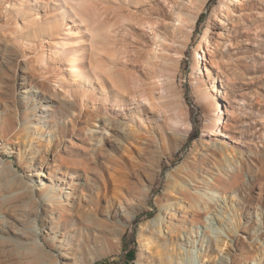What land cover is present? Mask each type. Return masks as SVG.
<instances>
[{
  "label": "rangeland",
  "instance_id": "rangeland-1",
  "mask_svg": "<svg viewBox=\"0 0 264 264\" xmlns=\"http://www.w3.org/2000/svg\"><path fill=\"white\" fill-rule=\"evenodd\" d=\"M45 1L46 6L33 1L0 0V123L12 124L11 143L2 159L12 161L14 166V171L0 166V213L24 232L36 225L40 243L44 244L41 248L61 264L62 258L66 260L63 264H174L175 256L170 251L174 238L182 232L190 237L189 242H181L185 257L200 253L205 264H264V0H227L233 12L230 18L219 10L222 0L73 2L75 7L81 3L79 16L96 34L94 68L99 69L102 80H111L106 83L111 100L146 95L149 77L165 79V117L168 121L175 118L180 105L190 124L188 139L182 142V130L168 133L159 129L157 121L148 120L147 112L141 115L143 127L130 126L137 132L110 139V133L102 131L105 108L98 110L101 119L92 115L93 106H100L95 79L90 77L91 87L73 83L66 59L59 56H49L42 68L36 65L34 47L45 38L47 29L32 33L18 31L16 25H21L27 15L37 13L51 17L66 11V23L71 18L65 8L69 0ZM175 10L197 15L188 47L180 49L176 45L171 51L178 55L152 62L147 24L168 38L171 30L166 23ZM216 17L222 25L215 22ZM212 32L221 33L217 46L213 45ZM81 36L88 40L87 35ZM199 45L209 51L207 60H213L212 66L206 63L207 75L201 70L202 63L198 70L192 62ZM62 76L67 79V89L58 84ZM43 84L44 96L35 98L27 93ZM214 86L218 95L213 93ZM67 90L74 96L69 101L63 95ZM217 101L225 121L216 137L225 144L219 149L206 145L211 132L209 115L217 108ZM39 104H46L49 110L35 111ZM26 111L30 112L27 131L23 116ZM108 114L118 121L125 117L112 107ZM152 148L158 150V156H151ZM58 158L69 168L84 165L91 182L81 191L57 172L50 179L40 178L41 184L49 187L61 180L64 191L71 193L66 201L69 213L60 230L63 241L59 237L58 248L52 249L42 235V212L32 211V202L38 197L30 189L37 185L32 173L45 171ZM208 180L216 187H210ZM183 182L193 197L196 193L207 195L201 200L206 211L197 209L194 200L184 194ZM212 194L218 195L220 205L215 219V206L209 200ZM125 216L130 218L127 228L121 231ZM155 219L162 221L163 231H174L167 243L170 250L161 243L151 245L139 262L140 240L148 236L146 232L140 238V228ZM204 225L209 228L203 236ZM217 229L226 244L221 251L224 254L219 256L215 243H207V236ZM31 254L38 251L34 249ZM225 255L229 260L220 261L219 257ZM21 256L4 247L0 249V264H28L30 254ZM44 261L42 256L40 263Z\"/></svg>",
  "mask_w": 264,
  "mask_h": 264
},
{
  "label": "bare ground",
  "instance_id": "bare-ground-1",
  "mask_svg": "<svg viewBox=\"0 0 264 264\" xmlns=\"http://www.w3.org/2000/svg\"><path fill=\"white\" fill-rule=\"evenodd\" d=\"M19 1L23 3L33 1L34 3H37V4L39 3V4H42L43 6L48 5L45 0H19ZM139 1L141 0H137V2ZM73 2H76V1L69 0V2H66L65 4V8L69 11L70 17H71L67 23L65 20V12H66L65 11L63 12V14H59L58 12L54 13L52 14L51 17H47L46 14L44 16H40L38 13L27 15L24 18V20H22L21 25H18V24L16 25L17 26L16 28L18 31L22 30V31H27V32H32V33H35V31L37 30H43L44 28L47 29L48 33L45 36V38L40 39L39 44L35 45L36 47H34L36 51L35 55L37 57L35 59L36 65H39V67L42 68V65L45 64L49 56L50 57L51 55L59 56V58L61 59H64V58L66 59L67 71L70 72V76L72 77L73 83H77L81 87H83V84L90 85L91 87V84L89 82L90 77L95 79L96 81L95 83L98 86L97 96L98 98H100V106H96L93 104L94 109L92 110V115L94 119H98V118L101 119L98 110L102 107L105 108L106 116H104L101 119L102 120V131L106 133L109 132L110 139L117 140V137H128V135L135 133L133 131L135 130L134 128L133 130H131V127H130L131 125L132 126L137 125V127H143L144 122H145L141 119V115H143V112H147L148 120L157 121V127L159 129L165 132H168V133L178 132V130H182L183 133L180 134V138H181L180 141L182 142L183 140L188 139L187 134L190 128V124L188 122L187 115L184 112L183 108L179 105L176 110L175 118H173L170 121H168V119L166 118L167 116L165 117L166 113L164 115L165 111L163 110L162 99L164 98L165 94L168 91L167 89H165L166 85L162 81L165 79L162 78L160 80L161 77H156V76L149 77L148 78V85H149L148 90L149 91L147 92L146 95H140V96L134 95L132 97L129 96L125 99L115 98L111 100L110 94L106 89V83L110 82L111 80H109V78H105L102 80L100 77L99 69L94 68L95 62H93V58L97 55V53L95 52L96 34L93 28H90L89 25H87L86 20L79 16V13L77 10L81 8L82 6L81 3L77 2V6L75 7ZM7 8H9V3L7 4ZM219 10L225 18H230L233 14L231 8L227 4V0H222L220 2ZM173 12L174 13L171 16L172 18L166 23V26L170 28L171 30V35L168 38L158 33V31L154 29L152 25L147 24L148 29L151 32L150 42H151L152 48L150 50L149 60L152 62H157L158 60H160L161 62V60L170 59V56H173V55L175 57V55H178V53L171 51V48L172 47L174 48L176 45L177 46L179 45L180 49H183L187 46L189 42V37L193 30L197 15L191 14V13L189 14L182 13L179 10L178 11L175 10ZM216 18H215V22L219 26L222 25V21ZM70 23H72V25ZM74 28H76L78 31L75 32ZM110 31L112 33H116V31H113V30H110ZM81 34L87 35L88 40L83 39V36H81ZM220 35L221 33L212 32V37L215 38V40L212 41V42H215L213 43L214 46H217ZM35 37L36 35L33 34V38ZM44 44H46V46ZM203 47L204 46L202 45L195 47L196 51L194 55V60L192 62H193L194 68L196 67L198 70L200 69V64L202 63L201 70L203 71L205 75H207L209 73V70L206 67V63L212 66L213 60L210 58L209 60H207V56H209L210 54L208 50L204 51ZM45 48L48 50V52H46ZM194 68L192 69V74H194ZM156 69L158 70V67ZM152 72H154V69ZM167 80L170 81L171 79L168 78ZM167 80L165 82L166 84H168ZM58 84L60 87H63L65 89L68 88L67 79L64 76H62L58 80ZM111 86H112V83H111ZM44 87L45 86L43 84L41 85L40 89H37L34 91L29 90L27 93L28 94L30 93V96L35 97V98L36 97L38 98L39 96H44V94L46 93V90L44 89ZM215 90H216V86L213 87V93L218 95V91H215ZM52 92L53 91L51 90L48 91L50 98H52L51 96H53ZM63 95L68 101L74 98L70 90H67L65 93H63ZM44 99L45 98L43 99L41 98L40 101H43ZM96 100L99 101V99H96ZM109 107L116 108V111H120V110L122 111V114L125 115V117L122 118V121L114 120V117H112L111 114L110 115L108 114ZM34 110L42 112V111H48L49 108L46 106V104H39L37 107L34 108ZM124 111H127V114H125ZM223 115L224 113H222L221 104L219 101H217V108L212 109L210 111L209 123H210L211 132L208 133V136L210 138L206 142V145H212L214 148H217V149L221 148L220 146L225 145L223 144V141L221 142V141L216 140V137H218L219 134L222 132L220 129V126H224L225 124V121L222 122ZM23 116H24V119L27 120V124L24 125V130L27 131L29 130L28 120L30 118V112L29 111L24 112ZM45 120H46V117H45ZM5 122L8 123L7 126L5 125L4 122L0 123V138H1L0 139L1 141L0 166L5 165L11 171H14L13 162L9 160L8 162H5L2 159V156L7 151L8 145L11 143V138L9 136H10V131L12 129L11 127L12 124L9 121H5ZM153 136H154V133H153ZM147 138H151V137H147ZM150 140L152 143L154 142L153 138H151ZM150 150L152 151L151 152L152 157H156L159 155L158 150L156 148H152ZM31 164H33V162H31ZM83 166L84 165H81L80 167H76V168H69L65 164L62 158H58L57 160H54L52 165H50L45 171L42 169L40 171L38 170L32 173V177H34V182H36L37 185L36 187H31L30 190L34 196L38 197V200L34 199V201L32 202V207H33L32 211L36 213L39 211L42 212L43 217L41 221L45 222V224H42V228H41L43 230L42 235L47 245H49L50 248L52 249L58 248L57 241L59 237H61L60 240L63 241L62 233H60V230L62 226H64L63 219H65L69 213L66 207L68 205L66 204V201H68L69 198L71 197V193L64 191L63 189L64 187H62L59 184L61 180L57 181V184L51 185L49 187V186H45V184L44 185L41 184L42 182H40V178L50 179L49 177H51L53 173L57 172L59 175L63 177H67L69 184H71L72 182L75 183V189L80 188L81 191H84L90 184L91 180L88 177L86 171L83 169ZM81 178H83V182H80ZM208 181H209L208 184L210 187H213V188L216 187L215 182L210 181V180ZM185 184L186 183L184 182L182 183V187L185 188L184 194L194 200V202L196 203L197 209L206 211L207 207H204V208L201 207V200L204 197H207V195L196 193L197 194L196 197H193L192 194L190 193L191 190L186 188ZM15 195H20V192L15 193ZM60 195H62L64 198L60 197ZM6 198L8 199V196L1 198V201H6L7 200ZM218 198L219 197L217 194L216 195L212 194L209 197L210 202L214 203V206H215L214 211H213L214 214H212L213 219H215V216H218V214H220V210L218 209L220 208V205L218 204L219 202ZM9 201H11V199ZM42 203H43V206L41 205ZM165 209L168 210V207H166ZM7 217H5L2 213H0V249L7 247L10 250H13L15 253L22 255L21 257L23 258L26 257L29 253L31 259L27 256L28 258H26V263L28 264H42L40 263V259L42 258V256L45 260L43 264H61V262L58 261L54 255L50 254L51 252L48 253L45 250H43V248H41L43 243L41 244L38 238V236L40 235V231L36 225H33L27 230V232L26 231L24 232L22 231V229H18L16 223L10 221ZM125 218H126L125 222L122 223L121 227L119 228L121 231L127 228L130 217L125 216ZM208 218L210 219V217ZM161 222L162 221L160 219L151 220L140 228L141 230L140 238H141V235L146 232L148 233V236L147 237L143 236L144 238L142 237L143 239L140 240V250L138 254L139 262L141 261V257L143 253L148 251L151 245H154V244L157 245V243H161V245L163 246L165 250L167 251L170 250L167 247V243H168L169 237L174 233V231L172 229H167L166 232L165 230L163 231L160 227ZM208 228H209L208 226L204 225L203 236L205 235V233L206 234L208 233L207 231ZM213 231L210 233V235L207 236V239H208L207 243L208 245L211 242L215 243V247H216L215 252L219 256V254L223 253L221 251L223 250L222 248L225 244V241L223 239H220L221 238L220 230L217 229V231L215 232ZM31 238H35V240H32L30 242ZM186 240L188 242L190 241V237H188L187 232L179 233L176 239L174 238L173 242H175V244L172 243L173 248L170 251L172 253V256L173 255L175 256L174 264H205V261H203L200 257V253L199 254L194 253L192 257H185L184 253L182 252L183 249H182L181 242H184V241L186 242ZM34 249L38 251V254H35L33 256L31 254V251H33ZM219 260L228 261L229 257L226 256L223 258L221 256V258L219 257ZM65 261H66L65 258H62V264L65 263Z\"/></svg>",
  "mask_w": 264,
  "mask_h": 264
},
{
  "label": "trees",
  "instance_id": "trees-1",
  "mask_svg": "<svg viewBox=\"0 0 264 264\" xmlns=\"http://www.w3.org/2000/svg\"><path fill=\"white\" fill-rule=\"evenodd\" d=\"M201 19V17L199 18V20Z\"/></svg>",
  "mask_w": 264,
  "mask_h": 264
}]
</instances>
